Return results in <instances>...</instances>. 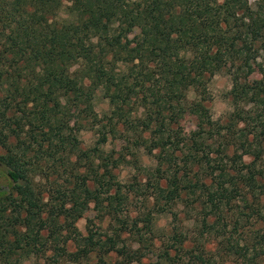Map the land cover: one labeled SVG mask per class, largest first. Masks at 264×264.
Instances as JSON below:
<instances>
[{"label":"trees","instance_id":"trees-1","mask_svg":"<svg viewBox=\"0 0 264 264\" xmlns=\"http://www.w3.org/2000/svg\"><path fill=\"white\" fill-rule=\"evenodd\" d=\"M263 35L264 8L252 9L246 0H0V173L8 183V193L0 197V264H16L27 256H39L43 264L61 258L79 262L96 247L108 244L104 254L113 250L111 238L95 243L92 234L81 237L73 228L82 208L100 204V191L107 194L113 187L107 161H102V174L92 171L91 179L73 174L77 186H58L59 203L45 211L32 185L29 152L60 154L62 165L75 151L87 157L70 131L73 119L80 129L79 119L84 127L96 128L97 146L120 124L138 131V138L147 132L150 149L164 151L187 115L198 121L189 142L196 151L197 145L205 148L197 136L211 122L200 101L187 100V92L202 98L207 81L222 68L235 62L236 69L247 66ZM233 84V96L248 94L236 78ZM96 93L108 105L105 124L92 110ZM250 93L257 100L261 89L253 86ZM132 105L139 113L134 120ZM90 152L98 156L100 150ZM235 158L239 162L240 156ZM257 158L240 163L233 177L219 168V182L206 193L207 202L215 208L230 200L232 194L221 182L253 183ZM174 181L166 192L168 201L177 195ZM61 229L69 234L59 235ZM68 241L75 252L67 251ZM48 251L53 254L45 258ZM245 252L239 248L233 254L245 259Z\"/></svg>","mask_w":264,"mask_h":264},{"label":"rangeland","instance_id":"rangeland-1","mask_svg":"<svg viewBox=\"0 0 264 264\" xmlns=\"http://www.w3.org/2000/svg\"><path fill=\"white\" fill-rule=\"evenodd\" d=\"M246 1L252 9L264 8V0ZM251 50L249 56L253 60L247 66L236 69L235 62L211 77L204 97H196L192 90L186 94L187 100L200 101L211 122L204 124V133L197 136L196 142L206 146L203 149L197 145L196 151L188 140L197 130L198 121L195 116L187 115L179 120L178 135L169 138L171 143L164 151L150 149L153 143L147 132L138 138V131L120 124L113 136L97 146L96 128L84 127L86 123L79 119L83 125L80 129L73 119L70 131L75 134L80 152L88 153L87 157H79L75 151L62 165L60 154L48 157L41 152L28 153L32 185L40 193L45 211L59 203L55 201L54 191L58 186L63 190L79 184L73 174L88 179L93 172L102 174L103 160L112 174L111 190L107 194L100 191V204L87 203L73 228L81 237L92 234L95 243L111 238L113 250L104 254L109 246L106 244L102 249L96 247L79 262L61 258L57 264H249L247 259H252V264H264V35ZM233 78L244 89L249 88L244 98L233 96ZM253 86L261 89L257 100L250 99ZM133 108L134 105L131 120L139 116ZM92 110L101 124H105L102 116L109 109L99 93L93 99ZM94 147L101 152L98 156L90 152ZM32 149L36 147L33 145ZM255 154L259 158L254 160V182L249 185L244 181L221 182L232 196L226 204L221 201L218 208L211 206L206 193L215 191L218 169L224 167L228 176L233 177L240 163L249 164ZM235 156H240L239 162ZM173 179L177 195L168 201L166 192ZM86 182L89 188L94 187L92 181ZM7 193L8 183L0 173V197ZM108 196L110 200H106ZM68 234L65 229L59 233ZM239 248L246 249L245 259L233 254ZM66 249L73 253L76 246L68 241ZM52 254L46 252L45 258ZM15 259L11 256L10 261ZM43 262L39 256H27L16 264Z\"/></svg>","mask_w":264,"mask_h":264}]
</instances>
